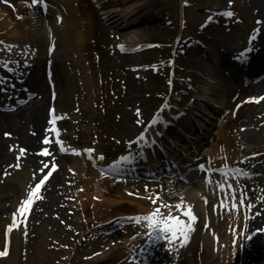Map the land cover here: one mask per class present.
I'll use <instances>...</instances> for the list:
<instances>
[{"label":"rangeland","instance_id":"obj_1","mask_svg":"<svg viewBox=\"0 0 264 264\" xmlns=\"http://www.w3.org/2000/svg\"><path fill=\"white\" fill-rule=\"evenodd\" d=\"M16 1L14 3V0H0V9L14 22L21 21ZM69 1L72 3L74 0ZM139 1L146 3L149 19L136 17L137 20L126 28L130 31L128 39H115L116 29L113 25L117 26L119 23L124 26L126 22H122L120 18L131 12L129 5ZM100 3L103 2L77 0L73 4L74 8L80 11V15L86 16V20L80 22L81 26L87 23V33L84 40H81L79 53L86 57L83 65L86 64L87 70L89 69L87 74L93 83L91 84L93 90L80 92L79 97L83 94L82 101L85 104L74 112L81 117L85 116L84 113L88 114L86 123H90L91 128L86 125L84 128L77 127L78 132L73 131L69 129L72 123L79 126L81 120L68 121L71 116L64 112L54 115L52 120L56 126L52 133L55 136V143L50 144L54 153H60L71 160L78 157L82 150L92 148L94 152L90 155L95 156L101 149L100 154H103V159L99 160L101 165H110L116 157L127 155L129 152L135 153L137 148L128 150L125 142L139 136L141 132H146L149 120H158L162 113L167 121L182 115L197 97L191 90V87L196 88L191 81L195 79L198 88L204 92L200 97L199 107L192 110L194 118L198 117L200 120L199 131L188 132L187 138L185 137L187 140L181 138L175 144V149H171L168 154L180 151V145L193 141L192 138L198 133L204 134L207 128H212V123H218L215 131L224 128L225 136L219 137V140L213 138L208 145L217 143L218 146L227 149V152L216 161L234 164L242 175L239 174L240 177L245 178L246 184L253 189L254 202H248L249 216L257 218L254 225L256 230L264 229V107L260 106L262 99H250L264 97V87L259 88L257 82L264 73L260 76L255 75L254 78L247 73V66L242 65L239 69L240 80L233 81L229 78L228 69L217 66L221 54L233 59L238 51L252 47L250 41L256 38V22L260 21L261 15L257 12V7L251 5L248 0H232L231 3L230 0H109L104 2L105 6ZM64 5L70 7L66 3ZM111 9L115 15L110 18L109 15L113 12ZM227 11L233 12L234 15L229 17L222 14ZM77 18L80 20L81 16L78 15ZM7 35L0 27V41L4 42L0 44V48L11 51L9 46L13 45V40L7 43ZM74 52L75 50L64 47L63 54H59L60 61L64 65L67 64L68 69L74 63L72 60L78 59V54ZM217 70L222 73L225 81L219 82ZM3 71L0 67V72ZM69 80L73 86L78 85L75 74L71 73ZM20 96L25 97L22 93ZM210 103L215 106L212 107ZM49 107L53 108L47 104L44 109L46 113ZM248 121L250 123L254 121L252 124L258 125L257 127L262 130L260 142L243 141L240 130ZM61 123H64L63 127ZM81 130L83 133L87 132L89 137L81 138ZM60 142L65 144L63 151L60 150ZM99 155L96 156L97 159ZM9 163L12 171L8 176L9 179H13L23 170V160L19 155ZM17 163L20 165L18 168L14 166ZM244 164L247 167H244ZM188 171L189 168L186 172ZM70 172L66 170L61 174L64 176L63 181L67 179L64 184L65 186L68 184L70 190H61L56 196V203L47 202L51 205L46 207L48 211L46 219L57 226L45 223L44 219L37 222L31 219L33 207L46 202V195L41 199H34L31 208L21 213L19 217L22 228L18 235V244L15 243L14 235L13 240L7 234L4 238L1 236L0 251L6 253L2 256L3 259L9 260H3L0 264H8L14 255H17V262L34 256L35 250L30 249V245L39 250L43 259L40 264H90L91 256L102 255L110 251L109 249L119 247L121 249L122 234L128 233L129 230L141 233L143 220L135 223L132 220L133 215L126 216L122 222L121 217L107 221L117 211L121 212L120 207L117 209L107 202L101 203L96 200L94 193L97 186L91 187L83 197L77 195L76 182L72 181L77 180V174ZM96 173L97 183L101 180V175L98 171ZM185 175L190 179L189 183L185 182L190 188L196 183L199 184L200 179H196L195 175ZM41 176L32 179L27 185L23 200L28 197L30 186L34 187L35 180L38 182ZM104 179L106 184L105 190H102L104 198L117 201L136 200L126 193L122 179L110 177ZM195 180L197 181L194 182ZM14 181L12 185L20 195L21 187L16 179ZM1 195L0 206L7 208L8 212L14 211L13 191L8 194L6 186L0 187ZM84 203L85 208H82ZM98 204L101 207L98 208ZM123 211L137 213L127 208ZM203 225L207 226L201 222L202 231L195 245L204 240L203 232L206 228ZM253 232L252 229L249 235ZM258 232L260 235L264 233ZM141 239L147 242L148 237ZM158 242L161 240H154L149 245L152 248L157 247ZM26 244L28 248H24ZM244 253L247 264L264 262V254L256 246H246ZM132 262L129 264H133ZM93 264L103 262L96 261Z\"/></svg>","mask_w":264,"mask_h":264},{"label":"bare ground","instance_id":"obj_2","mask_svg":"<svg viewBox=\"0 0 264 264\" xmlns=\"http://www.w3.org/2000/svg\"><path fill=\"white\" fill-rule=\"evenodd\" d=\"M15 1L16 0H14V3ZM105 1L101 0L103 3ZM248 1L251 5L256 6L258 9L257 12L261 14L259 17L260 21L256 22V38L250 42L252 43V48L250 52L243 55V64L247 66V73L256 78V76H260L264 73V0ZM75 2H77V0H74L72 3L69 0H48L49 9L46 16H44L41 7L32 4L31 0H29L28 3H26L25 0H17L16 8L21 17V21L18 22H14L10 18H7V14L5 15L3 10L0 9V27L2 32L6 33V35L8 34L7 41L12 39L17 43V48L12 47V51L9 49L4 51L3 48H1L0 51V61L9 60L8 64L11 65V69L13 70L11 73H3L4 77H1L0 104H5L7 102L10 104V102H13V97L16 96L17 92L25 91L26 94L32 92L34 95V98L30 99L27 105H18L16 111L0 110V187L6 186L7 193L11 194L13 191V195L15 196L14 211L8 212L7 208L0 206V239L1 236L4 238L7 234L13 240L12 237L14 235L16 240L15 243L16 245L18 244V235L22 228L19 220L21 215L19 205L23 202L27 185L34 179L33 172L41 167V162L43 161L47 162L49 165V167L45 169V172L49 171L53 164L58 165V167L53 171L52 176L49 177L41 189L42 197L46 195V202L38 203L32 209L31 219H35V222L44 219V222L47 223L48 219H46V217L48 218V211H46V207L47 205H51L47 204V202H55L56 196L61 190H70L68 184H66V186L64 184L67 179H64V181L62 180L64 176L61 174L66 170L77 174V180H72L76 182L75 190L77 191V195L83 197L91 187L97 186L94 193L96 200L101 203L107 202L117 209L120 207L119 210H121V212L117 211V213L107 221L121 217L120 222H122L123 218L126 216L133 215L132 218H135L138 215L149 214L159 205L160 200L176 202L181 195L185 201L183 207L186 209L187 205L191 204L192 211L198 217L197 220L192 221L189 217L181 216V218L185 219L190 225V228L187 229L189 238L186 242H183V233L179 234L177 239H172L169 233L168 240L160 239L161 242H158L157 247L153 248L147 244L145 240L141 239V237H145L143 233L149 231V222L143 220L141 235H137L136 231L129 230L128 233H124L120 236L121 249L120 247L117 249H109L110 251L102 253V255L91 256L90 264L96 261H101L103 264H129L131 261H133V264H138V262L139 264H247V258L244 253L246 246H256L258 249H261L264 254V233L260 235L259 232L256 231L254 225L257 222V218L249 216L250 208L248 202H254L253 189L246 184L245 178L240 177V175L235 172L234 164L222 162L221 160L216 161L221 155L227 152L226 148L218 146L217 143L212 146L208 145L209 141H212L213 138L219 140V137L225 136L224 128L221 130L219 128L218 131H215L218 123H212V128H207L206 133L192 138L193 142L190 141L180 145V152L173 151L170 158L164 159V156H160V158L154 159L151 157L153 151L150 154L146 153L150 149L158 150L156 144L161 147L164 146V149L169 147L168 151H171V149H175L177 141H180L181 138L186 139L188 132H192L193 128H197L199 131L197 121L191 117L190 112L194 108L197 109V107H199L200 97L204 92L202 89L198 88L195 79L191 81L195 84L196 88L191 87V90L197 97L194 96L195 98L192 101L193 104L184 112V115L166 122V116L161 114L157 123H152L151 126L146 128L150 133V143L144 144L142 148L140 146L139 152L143 155L145 154L144 157L146 158L138 161L140 156H136V163L134 165L122 166L119 171H116L117 175L126 174L131 176L135 174L151 175L152 173L158 176L162 171L168 174V176L165 177H158V184L153 181H147L146 184L137 185L125 184L124 188L126 193L132 195L136 200L117 201L103 197L102 190H105L106 184L104 183V177L106 176L104 173L100 172V174H102L100 177L101 180L97 183L95 182L97 173L94 167L97 166L99 162L96 161L94 163L92 159V157L96 159L101 149H99V152L95 153V156L83 153L85 150H82L80 156L72 158L71 160H69V157L63 156L60 153H54L50 144L55 143V136L52 132L56 124H54L52 120L53 117H49L48 114L51 107L47 109V113L44 111L47 104L53 107L54 115L59 112H64L71 116V119H68V121L81 120V124H78L79 126H77V123H72L69 129L73 131L75 130L78 132L79 129H76L77 127L84 128L86 125L87 127L91 125L90 123H86V119H88L86 115L88 114L84 113L86 117H81L74 112L85 104L82 101L83 94L79 97L80 92L82 90L85 92L93 90V87H91V84H93L91 83L92 80L87 74L89 69L87 70L86 64L83 65L85 56L82 55L81 52L79 53L81 40H84L87 33V23L81 26L80 22L85 21L86 16L80 15L78 8H74L75 6L73 4ZM65 3L70 7L65 6ZM103 3H100V5L105 6L106 4ZM139 3L140 1L136 4L129 5L128 8L131 12L122 15V18H120L122 22H126L124 26H121L119 23L117 26H115V24L113 25V28L116 29L114 35L115 39H128L127 37L130 35V31H127L126 28L130 27L137 18H146L143 20L149 19L146 3L144 1ZM54 9L57 10L55 15H53ZM110 11H113L109 15L111 18L115 15V12L112 9ZM76 15L81 16V19L78 20ZM58 17H62V21L58 22ZM79 26L81 27L79 28ZM51 32L53 33L52 40H55V44H57L58 47L53 56L54 62H50V65L47 66L48 61L45 63L43 53L50 42ZM26 44L39 48L40 55L34 56L32 55L33 52H30V54L28 53V55H21L22 51L19 49H21L22 45ZM64 47L66 49L75 50L74 53L78 54V59L72 60L74 63L69 69L67 64L64 65L60 61L61 57L59 54H63ZM34 52L36 54L37 50L34 49ZM31 57H35L36 61ZM217 63V66H219L218 68L228 69L229 78L231 80H240L241 73L239 69L243 64L241 65L225 54L220 55ZM27 65L28 67H26ZM74 69L78 70L75 71ZM71 73L72 75L75 74L77 77V86H73L69 80ZM218 75L219 82L225 81L224 76L219 71ZM11 81L15 90L18 89L17 92L10 91L6 87ZM257 82L259 88L264 87V75L261 76ZM210 105L212 107L215 106L213 103H210ZM260 106L264 107V99L260 102ZM185 115L189 116V119L195 121L193 123L191 120H187L192 122L188 125V128L185 126V124H187V121L184 119ZM64 120H66V118ZM197 120L200 122L198 117ZM251 122L253 123L254 121ZM252 123L248 121L240 130L242 132L240 135L245 143H257L262 139V130L257 127L258 125ZM153 124L154 126H152ZM60 125L63 127L64 123ZM178 125H181L180 128ZM83 132L84 131L81 130V138H88L89 134ZM5 133H11V135H5ZM46 138L49 141L48 143H44ZM64 146L65 144L63 147ZM21 148L25 149L23 153L20 151ZM42 148H47L50 155H43L40 151ZM19 155L21 160H23V170L18 174L20 175L19 177L17 175V177L9 179L8 174L12 171L8 166V164H10L9 161ZM200 164L206 166V168L201 171V175L203 176H201L200 179L202 181L190 188L189 185L187 186L181 181V175H179V171H177L175 167L178 165L186 171L187 168L195 166V169H192V173H197ZM227 166L230 168L229 172H223L221 174L213 172L214 168ZM243 166L247 167L245 164ZM207 169H211V171ZM111 170H113V168H111ZM41 175L42 173L38 172L36 177ZM208 178L211 179V182H208ZM15 179L21 187L22 193H20V195H18L17 190H15L12 185ZM36 181L37 180H35V183ZM216 181L225 185L230 184L232 187L227 188L225 192ZM145 185H148L147 189ZM195 187L198 188L196 189ZM233 189L235 190V196L232 195ZM244 190L246 193H243ZM157 193L160 194V199H158L156 205H154L152 200L148 197L151 196L155 199ZM204 197H207V202H205ZM1 199L2 195L0 196V200ZM81 200L83 201L84 199L81 198ZM237 204L239 205L238 209L236 208ZM84 205L85 203L82 208H85ZM97 207L99 208L101 205L98 204ZM124 208L135 210L137 213L131 214L128 211H123ZM161 212L166 215L167 209H161ZM175 214L177 213L174 212L173 215ZM3 215H6V217L4 218ZM159 218V215L155 217V219ZM201 222L207 224V226H205V232H203L204 240L202 243L195 245L197 236L200 235L201 232H199ZM48 223L54 227L57 226L53 224L52 221ZM10 224L12 225L11 231L8 230V225ZM252 229L254 232L252 235H249ZM234 237L236 238L235 244L233 243ZM25 247L28 248V244L24 245V248ZM145 247L147 248V251L144 253L146 260L140 255L141 249ZM29 248L35 250L34 256L29 258L26 257L24 261L21 260L23 262H17V255H14V258L10 260L8 264H27V260L28 264H40L43 259L41 258L39 250H36V247L32 245H30ZM156 248H158L157 251H155ZM33 250H31V252ZM10 258L12 257L10 256ZM3 260H9V258L3 259V257L0 256V263ZM262 264H264V262Z\"/></svg>","mask_w":264,"mask_h":264},{"label":"snow or ice","instance_id":"obj_3","mask_svg":"<svg viewBox=\"0 0 264 264\" xmlns=\"http://www.w3.org/2000/svg\"><path fill=\"white\" fill-rule=\"evenodd\" d=\"M26 3L29 2V0H25ZM232 2V0H230V3ZM31 3L34 5H40L45 11L47 10L48 7V0H31ZM223 15L226 16H233L234 13L231 11H227L222 13ZM211 19V17L209 18ZM62 21V17H58V22ZM4 43L3 41H0V44ZM50 47L54 48V44L51 45ZM0 64H2L4 67H8V64L5 61H0ZM250 99L253 100H260V99H264V97H250ZM137 111L139 112V109H137ZM140 123H142V121H138ZM158 120L156 121H150L149 122V126H151L152 123H157ZM5 135H11V133H5ZM48 139L46 138L44 143H48ZM61 143V148L60 150L63 151V143ZM137 143L140 144L141 148L143 147L144 144H148L150 143V139L149 137H147L144 133H141V136L137 138ZM21 153H23L25 151V149L21 148L20 149ZM43 155L45 156H49L50 153L48 152L47 148H42L40 150ZM75 151V150H73ZM87 153L91 154L94 152V149L92 148H88L85 150ZM138 155V153H132L129 152L127 155H122L118 161H113L112 165H110V167L113 168L114 171H119L120 167L122 166H132L136 163V156ZM100 158L103 159V154H100ZM146 158V157H145ZM15 167H20V165L17 163L14 165ZM49 165L47 162H41V167H39L37 170H35L33 172V178L35 179L37 173H45V169L48 168ZM58 167V165L53 164L51 169L49 171H47L42 178L35 183L34 187L30 186V191L28 194V197L25 198L23 200V202L19 205V211L21 213H25L28 209L31 208L32 203L34 201V199H41L42 195H41V187L45 184V182L49 179L50 176H52L53 171ZM199 168L201 170H204L206 168V166L204 164H200ZM208 171H211V169H207ZM7 174V173H5ZM118 179H126V177L124 176H118ZM208 182H211V179L208 178ZM217 184H219L221 189H224L225 192L227 191V188H231L232 186L230 184L225 185V184H221L219 181H216ZM145 188H148V185H145ZM232 195L235 196V190L233 189L232 191ZM149 199L152 200V203L154 205H156L157 200L160 199V194L157 193L156 194V198L153 199L151 196L148 197ZM205 202H207V197H204ZM185 201L183 196L181 195L179 200L176 202L173 201H165V200H160V203L157 207L154 208V210L146 215H138L135 218H132L133 222L135 223H139L141 220L144 221H148V227H149V231L143 233V235L147 236V244H151L154 240H159V239H164V240H168L169 236L168 234H171V238L172 239H177L178 235L183 233V242H186L188 240V234H187V229L190 228V225L187 223V221L185 219H182L181 216H186L189 217L192 221H195L198 219V217L196 216V214L192 211V205L188 204L187 208L185 209L183 207ZM222 203V201H221ZM27 206V208L25 207ZM236 208H239V205H236ZM161 209H167V214L165 215L164 213L161 212ZM231 210V209H229ZM177 213L175 215H173V213ZM159 215V219H155V217H157ZM127 219V218H126ZM14 220H15V214H14ZM12 229V225H8V230L11 231ZM256 231H264V229H257ZM137 235H141L140 232L136 233ZM235 240L236 238L234 237V241L233 243L235 244ZM147 251V248H142L141 249V253L140 255L142 257H144V253ZM6 253L3 251H0V256L5 255ZM144 259L146 260V257H144ZM139 264V262H138Z\"/></svg>","mask_w":264,"mask_h":264}]
</instances>
